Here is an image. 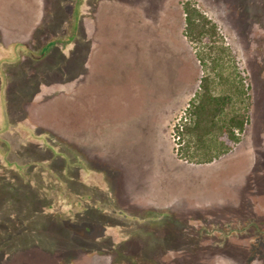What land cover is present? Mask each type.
Wrapping results in <instances>:
<instances>
[{"label": "rangeland", "instance_id": "obj_1", "mask_svg": "<svg viewBox=\"0 0 264 264\" xmlns=\"http://www.w3.org/2000/svg\"><path fill=\"white\" fill-rule=\"evenodd\" d=\"M185 1L83 0L75 36L77 0H0V264L112 263L49 216L65 189L113 193L163 218L161 236L192 240L155 243L159 264H264V0H194L250 85L243 139L211 163L177 153L207 68L184 33ZM91 202L74 223L95 219Z\"/></svg>", "mask_w": 264, "mask_h": 264}, {"label": "trees", "instance_id": "obj_2", "mask_svg": "<svg viewBox=\"0 0 264 264\" xmlns=\"http://www.w3.org/2000/svg\"><path fill=\"white\" fill-rule=\"evenodd\" d=\"M82 1L77 0L73 17L75 22H72L71 25L74 28L75 36L80 27L79 17ZM183 8L186 22L184 33L201 58H198L201 65L205 68V64L207 68L201 77L198 90L190 99L181 122L175 126L177 153L182 159L190 162L211 163L230 152L243 139L250 122V85L241 76V71L235 62V54L225 43L217 23L194 0H186L183 3ZM55 39H52L53 42L59 41L58 38ZM20 47L26 48L25 45L19 44L15 46L14 52L19 51ZM17 55L18 58L21 57L20 52ZM205 56L207 61L204 60ZM83 166L84 171L88 170L89 166L86 164ZM48 180L46 179V182L50 187L46 194L49 195L51 191L56 194V188L51 184L52 180ZM67 190L65 189L60 194V198L56 202L62 209V213L56 212L57 205L55 204L44 205V208L50 209L49 216L57 217L55 221L61 222L62 227L66 225L76 241L79 238L84 239L83 242L92 239V246H97L96 249L94 248L96 251L114 252L111 264H159L155 261V243L160 247L161 244L170 243L172 250L186 249L187 242L191 241L192 243L191 239H187V235V237L181 236L173 240L166 238L165 234L161 236L160 230L155 226L162 222L163 218L159 217L156 212H151L152 215H142L122 209L116 203L113 193L110 194L111 198L101 200L97 196L95 197V189L90 192L84 191L88 194H84L82 197L77 194L70 195L72 198L68 193L66 194ZM89 202L92 207H89L88 211L91 210L96 215L95 219L86 223H74L75 220H78L74 216L86 212ZM106 202L109 203L111 209L104 207ZM112 212H115L117 216H113ZM93 214L91 219L94 218ZM168 218L166 222L169 224L178 221L176 217V219L171 216ZM196 221L198 222V220ZM185 223L181 221V224ZM55 227L60 229L59 232L63 230L59 225H55ZM58 235L60 234L58 233ZM103 241H106L107 249L101 251L99 244ZM163 247L161 249L164 251L166 248ZM94 249L93 252H96Z\"/></svg>", "mask_w": 264, "mask_h": 264}]
</instances>
